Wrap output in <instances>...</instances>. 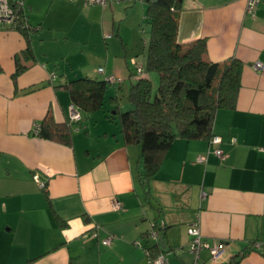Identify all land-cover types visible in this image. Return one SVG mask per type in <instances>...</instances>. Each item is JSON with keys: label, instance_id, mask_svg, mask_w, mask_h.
I'll use <instances>...</instances> for the list:
<instances>
[{"label": "crops", "instance_id": "1", "mask_svg": "<svg viewBox=\"0 0 264 264\" xmlns=\"http://www.w3.org/2000/svg\"><path fill=\"white\" fill-rule=\"evenodd\" d=\"M22 3L31 31L0 29V264H147L145 248L157 243L147 234L152 222L165 225L158 243L166 264H264V248H251L264 242V0L251 13L246 0H184L177 41L204 39L209 61L239 60L240 87L234 107L215 114L221 142L176 138L144 183L140 144L124 143L111 110L82 113L69 144L32 129L48 112L65 122L71 101L60 85L102 78L99 67L121 78L108 97L128 95L145 66V2ZM196 219L201 238L224 247L216 262L206 248L198 258L188 249Z\"/></svg>", "mask_w": 264, "mask_h": 264}, {"label": "trees", "instance_id": "2", "mask_svg": "<svg viewBox=\"0 0 264 264\" xmlns=\"http://www.w3.org/2000/svg\"><path fill=\"white\" fill-rule=\"evenodd\" d=\"M141 1L146 4L145 19L149 26L144 70L135 72L131 81L128 109L122 110L118 96L108 99L112 104L110 110L114 112L111 117L117 119L124 143L140 144V174L144 183L156 175L164 154L176 138L210 140L216 112L220 108L234 107L242 63L235 58L222 63L209 61L204 39L185 45L177 41L179 13L184 0ZM10 2L16 10L15 28L24 33L31 31L33 26L28 22L27 28H20V24L27 21L23 8H18L15 0ZM22 70L23 67L17 65L13 77ZM149 73L157 75L156 90L152 77L147 76ZM99 74L102 78L81 76L60 85L68 92L71 105L81 117L82 113L103 109L110 85L117 84L107 80L109 74ZM81 117L71 121L67 116L65 122L57 123L48 112L35 125V131L33 127L32 134L69 144L72 127ZM145 249L150 258L162 251L159 243Z\"/></svg>", "mask_w": 264, "mask_h": 264}, {"label": "built area", "instance_id": "3", "mask_svg": "<svg viewBox=\"0 0 264 264\" xmlns=\"http://www.w3.org/2000/svg\"><path fill=\"white\" fill-rule=\"evenodd\" d=\"M94 2L100 4V5H106L108 0H94ZM15 5L18 6V8L23 7L22 1H17L15 0ZM246 10L248 12H252L254 7L257 4V0H246ZM26 19V17H24ZM16 19V10L13 8V5L11 4L10 0H0V29H5V28H15L14 26V21ZM13 26V27H12ZM28 23L27 21H23L20 24V28H27ZM254 67L256 69H261L262 64L259 61H256L254 64ZM142 68L139 66L137 67V72L140 73ZM97 71L101 74H105L104 69L102 67H99ZM54 76V75H52ZM106 78L108 81L111 83H118L121 78L112 74L106 75ZM68 116L71 121H78L80 119V113L77 109L73 107V105L70 104L69 109H68ZM36 127V126H34ZM37 129V127L34 129V131ZM234 140V139H232ZM210 143L212 144H219L221 142V138L218 135L213 134L212 137L209 140ZM214 154L218 157L223 156L222 150L220 148H216L213 150ZM198 161L202 162L205 160L204 156H199L197 158ZM32 179L38 184L40 188H45L46 183L43 180H40L39 174L37 172L32 173ZM203 195L206 193L203 192ZM113 208L114 209H120L121 208V202L118 200H114L113 202ZM164 227V223L161 222L159 224L152 222L151 227L148 230V236L152 237L157 243L161 237L160 234V229ZM98 232V227H96L95 231L93 232L94 236L97 235ZM188 234L190 235V242H189V251L195 256V258H198L199 253L202 249H207L209 252L210 260L212 262L218 261L222 254L224 253V247L223 245L220 244H213L210 246L209 243L205 242L201 238V233H200V227H199V221L198 219L194 220L188 227ZM113 238V235L108 234L102 239V244L108 245L111 243V240ZM135 244L140 245L139 241H136ZM251 246L253 248H264V242H258L254 241L251 243ZM146 255H147V264H166L167 259L165 255L162 252H158L153 258H150V253L147 249H145Z\"/></svg>", "mask_w": 264, "mask_h": 264}, {"label": "rangeland", "instance_id": "4", "mask_svg": "<svg viewBox=\"0 0 264 264\" xmlns=\"http://www.w3.org/2000/svg\"><path fill=\"white\" fill-rule=\"evenodd\" d=\"M139 28H140L141 34H143V37L149 38V26L145 19H143V22L141 23ZM151 80H152L153 88L156 90L158 82H157V75L155 73L153 74ZM111 90L114 91V88L111 87ZM106 96L107 98L104 104V109L110 110L112 108V104L110 103V100L108 99V94ZM118 96H119V102L121 103L122 110L128 109L129 106L126 105V103H128L127 95L123 92V93H120ZM112 111L113 110H111V112Z\"/></svg>", "mask_w": 264, "mask_h": 264}, {"label": "water", "instance_id": "5", "mask_svg": "<svg viewBox=\"0 0 264 264\" xmlns=\"http://www.w3.org/2000/svg\"><path fill=\"white\" fill-rule=\"evenodd\" d=\"M159 243L164 247V239L162 237L159 239Z\"/></svg>", "mask_w": 264, "mask_h": 264}]
</instances>
